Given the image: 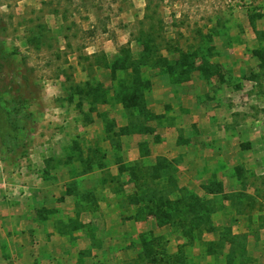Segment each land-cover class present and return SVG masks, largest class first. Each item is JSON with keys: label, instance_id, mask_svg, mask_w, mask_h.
I'll return each mask as SVG.
<instances>
[{"label": "rangeland", "instance_id": "1", "mask_svg": "<svg viewBox=\"0 0 264 264\" xmlns=\"http://www.w3.org/2000/svg\"><path fill=\"white\" fill-rule=\"evenodd\" d=\"M131 55L149 109L173 110L121 136L136 75L112 66ZM162 77L190 85L175 111ZM199 122L235 152L186 186L189 147L162 153ZM160 156L179 195L154 186ZM0 161V264H264V0H0ZM149 186L159 208L135 201Z\"/></svg>", "mask_w": 264, "mask_h": 264}, {"label": "trees", "instance_id": "2", "mask_svg": "<svg viewBox=\"0 0 264 264\" xmlns=\"http://www.w3.org/2000/svg\"><path fill=\"white\" fill-rule=\"evenodd\" d=\"M144 62H142L141 58H134L132 55L128 58H123L119 63L115 62L114 65L112 66L113 71L116 72L117 69H124V70H129L130 68L133 69V74L136 75V80L133 82V86H129V85H123L122 86V90L120 93H118V96L121 97L120 103L123 105L124 109L127 111L128 116H129V125L121 127L120 128V133L119 135H126V134H131L132 131L135 132L136 128L138 126H143L146 122L153 120V118L156 117L155 113H153L146 102V91L148 89L151 88L152 84L151 81L149 79H144L142 74L143 72L141 71V64H143ZM109 64V63H106ZM170 69H173V66L170 65ZM98 88H105L104 85L100 84L99 86H96ZM96 87H94L93 89L95 90ZM105 91H103L104 94V99H105V103L107 102V97H106V89H104ZM102 91V90H101ZM115 94H117V91H115ZM109 95V93H108ZM107 104V103H106ZM109 129H114V126L109 127ZM158 164H160V166H162L160 169L164 170V173L162 174L163 177H158V176H153V183L154 186L157 187L161 184V178H169L173 184H174V188H175V192L174 194L179 195L180 193L184 192L183 188L179 186L178 183V179H177V171H176V167L174 166L175 164H173L172 161H170L169 159L165 158V157H158L157 160ZM164 167V168H163ZM169 167H173L171 169V171L173 172L174 176H170L169 177V173H168V168ZM175 171V172H174ZM158 173V172H157ZM176 173V174H175ZM158 182V183H156ZM161 186V185H160ZM155 187L153 186H149V187H145V192L144 194L140 195L139 197L136 196L135 201L139 202L140 199L142 198V200L144 201H148L150 204H152V206L155 208H159L160 204H161V200L157 199V194L155 192ZM177 204H180L179 202ZM202 204L197 202L193 205L194 209L200 207ZM177 212L175 213L176 217H179V219L183 222H185L183 220V213L185 215H187V213L185 211H183L182 207H178L176 206ZM196 210V209H195ZM174 223H178L177 218H174L173 220ZM147 242V241H145ZM149 243V242H147ZM151 245V243H149ZM153 262H157L156 257H154Z\"/></svg>", "mask_w": 264, "mask_h": 264}, {"label": "crops", "instance_id": "3", "mask_svg": "<svg viewBox=\"0 0 264 264\" xmlns=\"http://www.w3.org/2000/svg\"><path fill=\"white\" fill-rule=\"evenodd\" d=\"M162 79L164 80V84H162V86H161L162 91L159 94V97H160L161 94H163L164 97H165L164 99L167 100V98L169 99L171 96L174 95L175 86L173 84L167 83V81H166V79L164 77H162ZM189 86L187 87L185 92H182L179 95L177 94V97H176V95H175V97L173 96L172 100H174V103H173L174 111L177 108L181 107L182 104L184 103V99H186V97H185L186 94L190 92V87ZM153 90L154 89H152V93H154ZM167 94H168V97H166ZM164 99L160 98L158 100L160 106H161L162 103L165 104L164 107L166 106V102H165ZM175 102H177V103H175ZM167 107L170 108L169 111H167L166 109H163L160 112H158L156 110L155 106L151 107V110L156 112L157 114L164 115V118H165L167 116L166 114H168V113L170 114L171 111L173 110V108L171 110V105H167ZM201 115L204 116L205 112L201 113ZM196 122H197V120H192V123H196ZM167 130H168V133H170L169 135L172 134V139H171L172 140V146L169 147L168 150L163 152L162 154H168L170 156L174 154V156H177L175 154L180 153V155H182V154L185 153V154L188 155L189 153L185 152L187 149H183L184 153L182 152V148L186 147V146H188L189 149L191 150L190 151L191 154H189V156H191V157L188 158V159L185 158V160L182 161L181 166H180V178L184 180L183 182H185V183H183V185L191 186L192 181H193L191 172H189V175L185 172L190 167L189 163H190V165H193L192 162H198L199 163V167H200V166H203V165H206L207 163H209L210 160L213 158V157L212 158H210V157L215 155V158L217 159V161L212 163V164H216L218 169H219V164L222 165V167H224L225 164H228L229 166H232L231 162L228 161V159H229L228 155H230V153H232V152H235L234 151L235 149L233 148V146H231L230 143H228V139L230 140L231 136L228 137L227 135L222 134V138L223 139H219V140L216 139L217 146L214 147L212 143H208V142L205 141L206 138H211L212 136L211 135H205L206 133L203 132V126H202V124L200 122L196 126L197 133L195 135L192 134L191 136H189L188 135L189 129L186 127V131H184L185 132L184 133L185 139L181 138L182 136H180V133L175 131L177 129H174L173 131H170V129L168 128ZM191 138L195 140V143L193 142V145H192V143H190L191 142ZM168 142H169V140H168ZM196 142L198 143L199 148L197 150H194V148L197 147ZM167 143L162 144L161 148L165 149L166 146H169V144H167ZM192 146H194V148H191ZM179 149H181V150L179 151ZM206 150H210V151H212V153H207ZM194 151H198V152L195 153ZM208 154H210V155L206 157V155H208ZM199 169H197V170H194V168L191 169L192 171L193 170L195 171V172H192V173H195L196 177L199 176V174H198V170ZM216 171H217V169H216ZM202 175H203V173H202ZM189 178H190V180H189ZM202 179H204V177Z\"/></svg>", "mask_w": 264, "mask_h": 264}, {"label": "built area", "instance_id": "4", "mask_svg": "<svg viewBox=\"0 0 264 264\" xmlns=\"http://www.w3.org/2000/svg\"><path fill=\"white\" fill-rule=\"evenodd\" d=\"M0 165H1V161H0ZM12 194V193H9V195Z\"/></svg>", "mask_w": 264, "mask_h": 264}]
</instances>
